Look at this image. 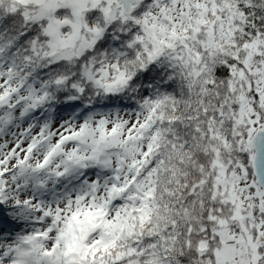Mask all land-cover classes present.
Here are the masks:
<instances>
[{
  "label": "snow or ice",
  "instance_id": "6c2138e0",
  "mask_svg": "<svg viewBox=\"0 0 264 264\" xmlns=\"http://www.w3.org/2000/svg\"><path fill=\"white\" fill-rule=\"evenodd\" d=\"M0 264H264V0H0Z\"/></svg>",
  "mask_w": 264,
  "mask_h": 264
}]
</instances>
